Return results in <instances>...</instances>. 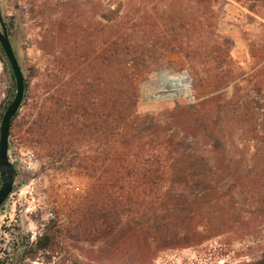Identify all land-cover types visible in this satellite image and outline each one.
Returning <instances> with one entry per match:
<instances>
[{
    "label": "rangeland",
    "instance_id": "rangeland-1",
    "mask_svg": "<svg viewBox=\"0 0 264 264\" xmlns=\"http://www.w3.org/2000/svg\"><path fill=\"white\" fill-rule=\"evenodd\" d=\"M210 4L205 9L199 0H33L30 7H22L16 0H0L30 84L29 103L20 109L21 115L10 130L9 150L12 158L29 150L40 160L33 172L15 163L19 171L13 192L0 207V264H264V198L256 187L242 188L238 175L229 172L234 167L236 171L237 161L243 160L242 167L249 164L264 169L262 134L246 137L236 127L235 131L223 130L222 146L216 151L211 149V142L201 141L204 149L196 151L201 157L190 169L211 167L214 180L208 189L215 185L216 192L193 208L179 207L188 200L191 183L166 182L161 192L171 186L172 198L165 223L153 219L156 210L141 220H134L136 215L132 214L129 220L123 216L114 229L109 226L116 225V217L98 219L96 231L88 226L91 222L84 213L90 190L99 181L111 183L110 174L103 175L102 159L98 158L106 151L107 133L103 128L90 129L76 137L60 114L66 98L80 102V95L75 93L82 87L97 91L100 111L106 107L109 77L104 58L106 45L115 40L142 46L140 58L167 63L173 58L214 57L219 52L211 45L221 43L225 47L224 37L228 36L233 41L231 57L245 74L238 82L241 89L222 90L221 103L232 95L244 94L264 103V0H218ZM169 11L177 13L173 14L176 19H171L174 16ZM236 49L241 56L235 54ZM55 58L69 61L60 69L53 68ZM255 64L262 71L253 78L250 73ZM161 72L175 78L187 73L190 86L162 84ZM151 81H157L156 85H144ZM8 86L2 66V115ZM255 86L261 91H255ZM162 92L169 95L150 98ZM201 93L187 69L165 65L138 83L137 110L141 115L169 111L176 104L194 102ZM59 96L62 99L56 102ZM41 106L45 111L51 107V114L28 135L25 131L36 115L35 109ZM67 138L75 139L69 147L63 143ZM91 165L100 168L91 173ZM180 194L184 196L178 197ZM47 231L54 236L53 250L35 252V240ZM182 241L189 244L181 245Z\"/></svg>",
    "mask_w": 264,
    "mask_h": 264
},
{
    "label": "trees",
    "instance_id": "trees-1",
    "mask_svg": "<svg viewBox=\"0 0 264 264\" xmlns=\"http://www.w3.org/2000/svg\"><path fill=\"white\" fill-rule=\"evenodd\" d=\"M199 1L205 9H209L210 3L218 0ZM165 13L163 11L161 14L165 15ZM169 14L174 16L171 19H176L173 14L177 13ZM8 36L12 43L9 32ZM223 44L225 47H221V43L211 45L213 51L219 52L214 57H205L200 60L173 58L168 59L167 63H159L158 60L147 61L140 58L138 52L142 50V46L139 44L127 40L112 41L106 45V57L104 58L108 69L109 98L103 111L98 108L99 95L94 89L82 87V90H77L75 94L80 95L81 99L77 103L73 102V97L66 98V104H63L65 109L60 114L65 117L66 122H69L68 125L73 135L78 137L80 133L90 129L99 130V128L105 129L107 133L106 151L98 158L102 159L103 175L104 173L110 174L111 183L99 181L88 193L89 204L86 203L88 208L84 214L85 219L91 222L88 225L90 228L97 231L99 230L98 219L102 218L105 221L109 217H116L114 223L116 225L109 226L114 229L123 216H127L129 220V217L136 215L134 220L136 218L141 220V218H149L156 210L157 214L153 219L165 223L164 217L171 212L168 202L172 194L171 186L161 192L164 183H183L185 180L188 185L191 183L190 194L186 195L188 200L178 205L185 210L193 208L199 201L210 198V194L216 192L215 185L212 189H208L214 180L210 175L213 171L211 167L204 170L190 169V165L195 164L197 158L201 157L202 153L199 152L204 149L202 140L211 142V149L216 151L222 146L221 132L234 130L235 127L246 137L255 133L262 134L264 139V103H261L256 96L232 95L223 104L220 101L222 90L228 87L241 89L238 87V82L244 78L245 74L231 57L232 39L228 36L224 37ZM13 49L17 56L14 46ZM217 54L220 55L217 56ZM0 59L9 81L6 99L2 106L4 110L15 94V81L1 46ZM66 61L55 58L52 60L53 68H62ZM165 65L179 70L187 69L194 77L196 91L202 93L196 96L194 102L184 105L176 104L169 111L139 114L137 110L138 83L150 72ZM21 69L23 72L22 66ZM261 71L255 64L250 74L253 78L259 77ZM24 86L25 94L21 108L26 107L30 99V84L25 76ZM255 88V91H261L260 86H255ZM61 99L62 96H59L55 101L59 102ZM35 110L36 115L25 131L28 135L35 127L39 129L42 123L46 122L47 116L51 114V107H48V111H45L42 106ZM20 115L19 110L11 121L10 130ZM74 140L67 138L63 143L69 147ZM60 148L63 150L61 145ZM255 160L252 159L253 162ZM242 163L244 160L237 161V170L235 171L234 167L230 168L229 172L238 175V181L242 183V188L245 190L256 187L259 190L258 195L263 199L264 169L257 168V165L250 167L249 164L242 167ZM204 164L207 163L204 162ZM99 168L91 165L89 171L93 173ZM216 169L215 167V172ZM182 196L184 195H178V197ZM99 203H101L100 207ZM87 213L93 215L90 216ZM101 226L106 227L103 222ZM193 236L200 237L196 234ZM172 240L174 242L177 238ZM164 242V239H160L161 244ZM180 244L189 243L182 241ZM53 247L54 236L47 231L37 237L33 250L35 252L48 251L53 250ZM149 260L151 261L152 257Z\"/></svg>",
    "mask_w": 264,
    "mask_h": 264
},
{
    "label": "water",
    "instance_id": "water-1",
    "mask_svg": "<svg viewBox=\"0 0 264 264\" xmlns=\"http://www.w3.org/2000/svg\"><path fill=\"white\" fill-rule=\"evenodd\" d=\"M0 46L3 50L5 58L7 59L9 66L11 68L14 81H15V94L3 112L0 121V207L6 202L8 197L12 194L16 175L19 168L15 165L14 160L10 154L9 150V137H10V125L12 119L19 112L25 94L24 86V75L19 64L18 58L15 55L12 43L8 36L7 26L4 21L1 9H0ZM167 72H161V74ZM182 77L186 80L188 86H190L189 75L183 73ZM157 81H151L146 84L156 85ZM167 89H170L167 85ZM183 91L180 92V95ZM168 92H162L156 97H150L151 99H156L157 97L168 96Z\"/></svg>",
    "mask_w": 264,
    "mask_h": 264
},
{
    "label": "built area",
    "instance_id": "built-area-1",
    "mask_svg": "<svg viewBox=\"0 0 264 264\" xmlns=\"http://www.w3.org/2000/svg\"><path fill=\"white\" fill-rule=\"evenodd\" d=\"M18 5H22V7H30L32 5L33 0H16ZM78 1H86V0H78ZM3 63L0 59V71L2 70ZM14 163L21 165L29 169V171H35L36 167L40 164L39 158L29 150L24 152H20L14 155L13 157ZM49 216H53L52 213H48Z\"/></svg>",
    "mask_w": 264,
    "mask_h": 264
},
{
    "label": "bare ground",
    "instance_id": "bare-ground-1",
    "mask_svg": "<svg viewBox=\"0 0 264 264\" xmlns=\"http://www.w3.org/2000/svg\"><path fill=\"white\" fill-rule=\"evenodd\" d=\"M160 81L162 82V84L170 83L172 85H177V86L188 85L186 80L183 77L182 78H175V77H172L170 75H166V73H163L161 75V80Z\"/></svg>",
    "mask_w": 264,
    "mask_h": 264
},
{
    "label": "crops",
    "instance_id": "crops-1",
    "mask_svg": "<svg viewBox=\"0 0 264 264\" xmlns=\"http://www.w3.org/2000/svg\"><path fill=\"white\" fill-rule=\"evenodd\" d=\"M235 52H236L235 54H236L237 56H239V55L241 56V52H240L239 50L236 49Z\"/></svg>",
    "mask_w": 264,
    "mask_h": 264
}]
</instances>
